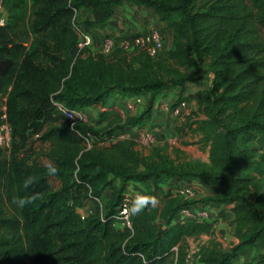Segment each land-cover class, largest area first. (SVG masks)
<instances>
[{
  "label": "trees",
  "instance_id": "1",
  "mask_svg": "<svg viewBox=\"0 0 264 264\" xmlns=\"http://www.w3.org/2000/svg\"><path fill=\"white\" fill-rule=\"evenodd\" d=\"M124 1L150 8L172 30L166 57L155 60L140 48H81V10L92 27L107 23ZM2 10L8 18L0 25V124L6 105L12 145L7 159L0 150V264H184L185 239L212 234L214 221L179 212L207 202L234 213L239 241L228 249L216 240L203 244L198 261L236 264L256 248L254 263L264 264V183L255 175L264 174V0H0ZM206 60L211 90L192 111L210 144L206 168L177 164L163 147L143 155L131 138L112 140L149 118L166 90L183 95L194 78L179 69L198 70ZM114 92L149 94L148 111L116 113L101 128L73 123L56 105L83 111ZM35 140L44 145L38 158ZM183 179L221 192L188 199L179 185L169 186ZM130 181L154 200L133 213L132 227L120 229L115 217ZM107 189L113 191L104 206ZM89 198L97 211L81 214Z\"/></svg>",
  "mask_w": 264,
  "mask_h": 264
},
{
  "label": "rangeland",
  "instance_id": "2",
  "mask_svg": "<svg viewBox=\"0 0 264 264\" xmlns=\"http://www.w3.org/2000/svg\"><path fill=\"white\" fill-rule=\"evenodd\" d=\"M171 46L172 42L170 45L165 44V50L162 58L164 56L166 57V54L171 49ZM208 64L209 60H206V62L201 65L198 70L193 67H181L179 69L181 73H188L194 78L192 82L187 84V91H184L183 95H181L179 89L177 88H170L166 90L159 95L158 101L155 102L149 118L145 117L139 126L126 127L129 131L126 133V136L131 137L136 142L137 150L143 155L149 154L154 147H163L177 164H196L203 168L208 166L210 162V144L206 143L203 140L202 134L196 130L197 124L194 123L196 117H193L192 113V111L198 109L200 100L209 94L211 90L213 73L209 70ZM178 99H186L189 101V109L184 111L182 115L176 116L173 112L165 111L163 108H160V104L170 103L173 105V103L178 101ZM148 101L149 95L145 97V102L142 104H137L133 108H128L127 105H120L118 108H114L112 112L104 111L101 107L89 106L83 109V112L86 115V120L82 122L88 123L94 127L104 128L107 126V128H109V121L113 119L112 117H114L116 113L117 115H121L123 118L130 115L144 114L148 111ZM190 123L192 124V127L190 126ZM145 129L151 131L154 135L155 138L152 142H146L141 139V131ZM161 133H163V137L161 136ZM34 138H36V136ZM33 145L37 151L34 156L37 155L38 158L39 151L44 147V145L39 142V140H35ZM41 156L42 155H40V157ZM8 157L9 153H3L4 159H7ZM255 175L258 181H260V184L261 182L263 184L264 174L255 173ZM51 183L55 187H58L60 184L59 181L54 178H51ZM251 190H254V188ZM216 191L217 189L214 188V186L210 188H203V191H200L197 198L203 199L205 197H213L218 194L215 193ZM260 192H262L264 196V186L260 189ZM158 197L155 202H158ZM189 197L190 199L196 198L195 194L190 195ZM103 201L104 204H102L105 206L108 201V196H104ZM88 205V203L85 204V208L88 207ZM96 205L98 207L97 202ZM221 217V210H219V214L217 216L212 215L211 212L210 219L214 221V232L212 234H201L187 237L184 241L185 250L189 251L192 247H200L203 244L210 243L212 240L220 242L222 247L225 249H228L236 244L239 239L235 235L234 220L228 218L221 219ZM243 253L245 260L242 264H255L254 259L258 254V250L256 248H251ZM237 263L239 264V258L236 261V264ZM196 264L199 263L196 262Z\"/></svg>",
  "mask_w": 264,
  "mask_h": 264
},
{
  "label": "built area",
  "instance_id": "3",
  "mask_svg": "<svg viewBox=\"0 0 264 264\" xmlns=\"http://www.w3.org/2000/svg\"><path fill=\"white\" fill-rule=\"evenodd\" d=\"M7 18L8 17L6 10H2V13L0 15V25H5L7 23ZM78 31L82 37V40L80 42L81 48L90 47L93 43L91 36L80 28L78 29ZM116 48H123L128 52H131L136 48H140L145 50L151 58L157 60L161 59V57L163 56V52L165 50V38L159 28H152L146 32L132 34L128 37H123L120 39H115L111 36H107L104 38V53H109ZM125 101L128 108H133L136 104H142L144 102V98L141 95H134L125 98ZM56 105L58 107V110L73 123H80L86 120V115L82 110L71 109L61 102L56 103ZM160 108H163L165 111H171L176 116H179L182 115L184 111L189 109V101L184 100L174 108L170 103H162L160 104ZM2 109L4 111V114L2 116V123L0 124V150H2L3 153H9L12 145V126L8 121L6 105H4ZM141 132L142 140L146 142H152L154 140L155 137L151 131L145 129ZM122 136V134L114 135L112 140L116 141L120 138H123ZM176 191L186 198H189L190 195H193L191 187L185 184H180ZM138 195L143 196L146 199L148 198L147 196L139 192H125L123 201L119 207V212L115 217L116 227L120 229L132 227L133 213H139L146 206V202L144 200H141L140 202L135 203L134 207V201H136ZM135 209H139V211ZM210 215V210L206 207L201 206L183 207L179 212V217L181 218L194 217L201 220H211ZM200 247H192L189 251L187 250L186 260L184 264H196V262L200 259Z\"/></svg>",
  "mask_w": 264,
  "mask_h": 264
},
{
  "label": "crops",
  "instance_id": "4",
  "mask_svg": "<svg viewBox=\"0 0 264 264\" xmlns=\"http://www.w3.org/2000/svg\"><path fill=\"white\" fill-rule=\"evenodd\" d=\"M81 14H82V19L79 21L80 22L79 24H80L81 29L91 36L93 43L89 48L91 52L94 54L103 52V40L107 36H111V37H114L115 39H119L122 36H126V35L130 36L132 34L146 32L152 28H159L162 31L164 38H165V44L170 45V43L172 42V37H173L172 30L170 28H165L163 23L159 21L158 16L150 8L144 5H138L131 1H124L120 6L116 8L115 14L107 23L99 24V25L92 26V27H88L83 22L84 18L90 16L88 10L82 9ZM186 91H187V88H186ZM139 95H141L144 98V102H145V97L149 94L143 93ZM129 96L131 95H122L118 92H114L113 94L110 95L109 99L107 100L105 104H99V105H95L92 107H101L102 110L104 111L112 112L114 108H118L120 105H123V106L127 105L125 104L126 103L125 98ZM128 132H129L128 129L121 131V134L123 135L122 137L131 138V137L126 136V133ZM161 136L162 137L164 136L163 133H161ZM122 184H123V181L120 178L115 181L116 187H120L122 186ZM180 184H185L191 187L193 191V195L195 194L196 196L195 199H198L197 197L200 191H203V188H210L213 186V185H207V184L203 185V183H200L198 180H195V179L172 180L169 186L174 187ZM164 188H166V186H164ZM214 188L217 189V191L215 192L216 194L217 193L219 194L221 192L220 187L214 186ZM112 191L113 190L111 189H107L104 192L102 196L103 204H104L103 197L108 196V199H109L110 195L112 194ZM127 191H130L133 193L139 192L149 198V194L146 188L144 187V185H142L140 182H137V181H130L126 183L125 192ZM160 196H161V193H160ZM188 199H190V197ZM155 200H157V198ZM96 202L97 200L93 198H89L85 201L82 207L84 215H89L90 213H95L97 211L98 207L96 205ZM87 203L89 205L88 207L85 208V204ZM198 206L208 208L210 212H212V215H216V216L219 214V210H221L222 212L221 219L228 218V219L234 220L235 218L234 213L230 209H225L223 211L222 209L223 205L221 203L207 202L206 204H199ZM244 260H245L244 253H241L239 256V264H242ZM197 262L199 264H202L200 261H197Z\"/></svg>",
  "mask_w": 264,
  "mask_h": 264
},
{
  "label": "clouds",
  "instance_id": "5",
  "mask_svg": "<svg viewBox=\"0 0 264 264\" xmlns=\"http://www.w3.org/2000/svg\"><path fill=\"white\" fill-rule=\"evenodd\" d=\"M141 200H144L145 202H148V200H154V198H147V199H146V198H144L143 196L138 195L137 198H136V201H134V207H135V203L140 202ZM19 203H20L21 205H23V204L25 203V201H24L23 199H21V200L19 201ZM135 210L139 211V209H135Z\"/></svg>",
  "mask_w": 264,
  "mask_h": 264
},
{
  "label": "water",
  "instance_id": "6",
  "mask_svg": "<svg viewBox=\"0 0 264 264\" xmlns=\"http://www.w3.org/2000/svg\"><path fill=\"white\" fill-rule=\"evenodd\" d=\"M80 213L83 214V210L82 209H80Z\"/></svg>",
  "mask_w": 264,
  "mask_h": 264
}]
</instances>
